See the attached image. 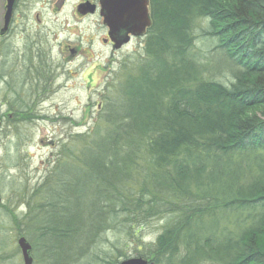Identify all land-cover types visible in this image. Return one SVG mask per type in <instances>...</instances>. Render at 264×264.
<instances>
[{
    "label": "trees",
    "instance_id": "trees-1",
    "mask_svg": "<svg viewBox=\"0 0 264 264\" xmlns=\"http://www.w3.org/2000/svg\"><path fill=\"white\" fill-rule=\"evenodd\" d=\"M150 3L122 109L106 102L80 149L90 197L65 175L73 161H60L32 206L30 235L57 242L31 241L35 262L99 264L105 233L139 238L162 217L164 230L139 253L155 264H264V0Z\"/></svg>",
    "mask_w": 264,
    "mask_h": 264
},
{
    "label": "rangeland",
    "instance_id": "rangeland-1",
    "mask_svg": "<svg viewBox=\"0 0 264 264\" xmlns=\"http://www.w3.org/2000/svg\"><path fill=\"white\" fill-rule=\"evenodd\" d=\"M43 23L44 62H36L39 59L34 54L31 78L26 80L22 75L25 68L15 58L19 50H11L9 55L3 49L0 60L9 72L6 80L0 79V264H23L17 242L20 236H26L36 247L39 241L41 246H57L56 241L30 235L32 206L39 201L42 188L51 183L53 168L60 161H73L65 175L90 197V188L85 189L88 179L77 160L81 146L102 123L100 111L106 102L113 101L114 108L122 109L121 87L128 77L137 74L144 55L141 37L119 50L104 45L100 40L103 32L94 28V19L81 21L65 12L56 16L49 8ZM206 24L204 18L195 28L196 49L202 60L211 50L203 33ZM90 42L93 48L88 46ZM215 78L221 79L220 74ZM25 219L27 228H23ZM165 224L162 217L152 218L142 224L138 239L129 237V231L105 233L100 243L105 261L99 264H119L126 257L139 256L146 244L162 233ZM136 229L139 227L130 231ZM55 251L57 256L61 253ZM35 264L51 263L36 258Z\"/></svg>",
    "mask_w": 264,
    "mask_h": 264
},
{
    "label": "flooded vegetation",
    "instance_id": "flooded-vegetation-1",
    "mask_svg": "<svg viewBox=\"0 0 264 264\" xmlns=\"http://www.w3.org/2000/svg\"><path fill=\"white\" fill-rule=\"evenodd\" d=\"M49 8L56 16L65 12L81 21L94 19V28L103 32L100 40L106 46H114L110 28L104 21L102 0H0V60L5 48L8 52L23 51V54H15V58L25 68L22 75L26 80L33 76L34 54L36 60L39 59L36 62H44L41 52L44 48L43 16ZM88 46L93 48L94 43L90 42ZM33 50H37L36 53ZM2 63L0 61V79L6 80L8 66Z\"/></svg>",
    "mask_w": 264,
    "mask_h": 264
},
{
    "label": "water",
    "instance_id": "water-1",
    "mask_svg": "<svg viewBox=\"0 0 264 264\" xmlns=\"http://www.w3.org/2000/svg\"><path fill=\"white\" fill-rule=\"evenodd\" d=\"M102 3L104 21L110 28L115 49L129 43L132 36L145 35L147 28L152 24L149 14V0H102ZM18 245L21 249L23 263L33 264L32 245L27 238L21 236L18 239ZM120 264L152 263L143 257H131L124 259Z\"/></svg>",
    "mask_w": 264,
    "mask_h": 264
}]
</instances>
